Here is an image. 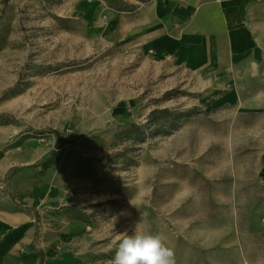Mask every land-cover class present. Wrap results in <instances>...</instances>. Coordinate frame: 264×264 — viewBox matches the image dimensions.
<instances>
[{
  "label": "rangeland",
  "instance_id": "obj_1",
  "mask_svg": "<svg viewBox=\"0 0 264 264\" xmlns=\"http://www.w3.org/2000/svg\"><path fill=\"white\" fill-rule=\"evenodd\" d=\"M150 1L0 0L6 186L33 183L54 261L151 232L176 264H264V104L162 52Z\"/></svg>",
  "mask_w": 264,
  "mask_h": 264
},
{
  "label": "crops",
  "instance_id": "obj_2",
  "mask_svg": "<svg viewBox=\"0 0 264 264\" xmlns=\"http://www.w3.org/2000/svg\"><path fill=\"white\" fill-rule=\"evenodd\" d=\"M141 15L164 12L155 43L185 66L235 74L238 97L264 104V0H151ZM236 77H238L236 79ZM4 140L0 139V146ZM0 150V264H78L71 253L55 261L33 241V183L6 186ZM23 203L25 205H23ZM42 260V261H41Z\"/></svg>",
  "mask_w": 264,
  "mask_h": 264
},
{
  "label": "clouds",
  "instance_id": "obj_3",
  "mask_svg": "<svg viewBox=\"0 0 264 264\" xmlns=\"http://www.w3.org/2000/svg\"><path fill=\"white\" fill-rule=\"evenodd\" d=\"M110 264H176L174 251L162 234L151 232L124 233Z\"/></svg>",
  "mask_w": 264,
  "mask_h": 264
}]
</instances>
